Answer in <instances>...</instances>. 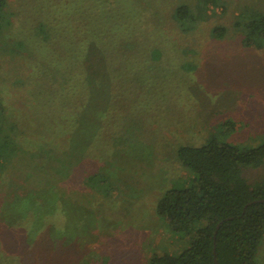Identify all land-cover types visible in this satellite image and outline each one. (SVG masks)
I'll use <instances>...</instances> for the list:
<instances>
[{
  "label": "rangeland",
  "instance_id": "obj_1",
  "mask_svg": "<svg viewBox=\"0 0 264 264\" xmlns=\"http://www.w3.org/2000/svg\"><path fill=\"white\" fill-rule=\"evenodd\" d=\"M180 4L200 17L191 34L175 20ZM3 15L0 264H149L156 254H180L188 236L156 211L166 191L194 182L179 147L214 134L243 149L264 142V42L246 45L235 29L264 17V0H7ZM217 26L225 37H214ZM127 29L135 46L113 49ZM74 59L92 89L76 98V142L57 156L66 164L98 158L62 176L41 141L51 138L50 88L63 79L55 67ZM225 122L234 123L228 134ZM87 167L109 180L104 191L85 182ZM244 175L253 183L264 168ZM257 261L264 264V242Z\"/></svg>",
  "mask_w": 264,
  "mask_h": 264
},
{
  "label": "trees",
  "instance_id": "obj_2",
  "mask_svg": "<svg viewBox=\"0 0 264 264\" xmlns=\"http://www.w3.org/2000/svg\"><path fill=\"white\" fill-rule=\"evenodd\" d=\"M6 3L7 0H0V36L5 33L3 14ZM175 20L185 34H191L197 28L200 17L189 5L180 4L175 12ZM235 29L243 34L246 45L260 39V46H263L264 17H256L245 23L238 20ZM96 33L94 29L92 34ZM227 33L228 29L224 26H217L213 30L215 38H223ZM123 35L124 38L113 49L120 51L124 47L135 46L128 29ZM87 43L92 46L86 45L85 48H92L95 38ZM64 48V52L72 55L82 52L80 45H65ZM136 52L140 54L138 50ZM100 55L105 68L107 61L102 53ZM60 62H63L61 67L56 65L55 71L63 79L57 81V78L50 88L54 95L51 99V138L42 140L41 144L51 148L50 163L57 173L64 176L82 158L95 166L94 160L98 157L75 156L76 160L69 164L59 161L57 155L62 147L66 146L67 140L69 143L75 141L78 134L76 120L80 117L81 106H78L76 98L81 97L85 101L89 95L87 86L92 89L88 77L74 69L76 59ZM80 66H84V62L81 61ZM87 72L86 68L85 74ZM61 97L64 99L60 100ZM232 129L233 122L220 125L223 134H228ZM178 155L182 166L193 175L194 182L166 191L158 200L156 211L173 233L188 236L190 243L178 255L165 252L152 256L149 264H258L257 255L264 242V202L257 201L264 200V176L252 183L244 172L249 168H264V142L243 149L214 134L201 146H180ZM60 166L62 168L58 169ZM103 175L100 171L92 172L89 167L83 172L90 188L99 191H104V185L109 184V180H103ZM52 180L53 177L51 182L55 187ZM55 192L53 209L60 201L59 193Z\"/></svg>",
  "mask_w": 264,
  "mask_h": 264
},
{
  "label": "water",
  "instance_id": "obj_3",
  "mask_svg": "<svg viewBox=\"0 0 264 264\" xmlns=\"http://www.w3.org/2000/svg\"><path fill=\"white\" fill-rule=\"evenodd\" d=\"M257 202H264V200H259V201H257ZM220 227V225L218 226V228ZM217 263V262H216Z\"/></svg>",
  "mask_w": 264,
  "mask_h": 264
}]
</instances>
